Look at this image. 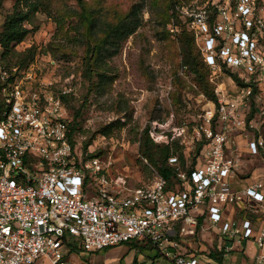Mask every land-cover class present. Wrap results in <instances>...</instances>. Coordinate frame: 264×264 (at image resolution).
<instances>
[{
  "label": "built area",
  "instance_id": "2783aa9c",
  "mask_svg": "<svg viewBox=\"0 0 264 264\" xmlns=\"http://www.w3.org/2000/svg\"><path fill=\"white\" fill-rule=\"evenodd\" d=\"M173 10L210 70H236L247 85L237 101L218 92L220 106L205 117L206 144L195 168L188 173L177 157L169 159L178 166L173 185L158 175L129 189L100 160L79 154L49 85L0 62L7 84L0 120V264H84L73 260L77 251L122 245L135 254L132 264H145L141 256L154 264H218L187 243L199 228L217 231L216 248L224 255L254 243L253 264H264V172L240 180L229 154L231 139L246 127L241 105L254 86H264V0H174ZM248 150L264 153V140L249 142Z\"/></svg>",
  "mask_w": 264,
  "mask_h": 264
},
{
  "label": "rangeland",
  "instance_id": "374dc122",
  "mask_svg": "<svg viewBox=\"0 0 264 264\" xmlns=\"http://www.w3.org/2000/svg\"><path fill=\"white\" fill-rule=\"evenodd\" d=\"M173 5V0H0V58L5 66L16 75L34 73L49 85L61 100L64 117L74 125L76 151L100 160L114 177L125 179L129 189L150 184L159 175L141 153L146 132L154 143L172 145L177 150L173 157L184 155L187 167L195 165L214 97L219 101V92L237 101L246 88L237 81L236 70L207 71L194 39L193 52L200 55L198 67L206 82L191 72L192 66L184 64L182 35L188 31ZM135 7L141 10L140 27L119 44L117 54L99 62L94 54L102 36L89 35L88 18L117 25ZM15 10L30 11L31 19L24 24L30 34L4 56L1 37ZM253 89L241 105L245 130L233 136L229 150L240 180L264 172V153L251 155L248 150L249 142L264 140V86ZM216 233L203 232L201 238L209 243V235ZM75 256L84 264L136 260L127 245ZM139 260L154 264L144 256ZM225 260L230 262L231 255Z\"/></svg>",
  "mask_w": 264,
  "mask_h": 264
},
{
  "label": "trees",
  "instance_id": "16d2710c",
  "mask_svg": "<svg viewBox=\"0 0 264 264\" xmlns=\"http://www.w3.org/2000/svg\"><path fill=\"white\" fill-rule=\"evenodd\" d=\"M140 11L141 10L138 7H135L132 10V12L129 14V16H127L117 25L101 22L98 19H94V18H88L87 31L89 32V35L102 36L101 44L95 47L96 51L94 54V56L97 57L99 62L105 63V58H110L113 55L117 54L119 44L127 40L131 35L135 33L136 29L140 27L141 25ZM30 19H31L30 11L25 12L23 10H15L14 13L7 18L5 31L1 37L2 47L5 49L4 56L8 55L9 52L12 50V45H18L24 42L26 37L30 34V31L24 26V24ZM182 36H184L183 38L184 64L191 65L192 66L191 72L196 76H201L202 80L206 82V75L198 67L199 63L197 62V58L201 55L198 46L197 49L200 55L198 52L196 54L193 52L194 37L189 31L188 33H183ZM0 62L4 64L3 57L0 58ZM202 65L207 71L209 70V67L205 63L202 62ZM237 81L244 87L247 86L244 85V82L241 80L240 77H237ZM6 85L7 84L1 81L0 79V95H1L0 120L5 107L4 89ZM255 90L256 89H253V93L255 92ZM213 100L215 106L214 108L217 109L220 106L219 101L215 97ZM70 126H71L70 138L72 143L74 144L73 136L75 129H74V125L70 124ZM143 141L144 143L143 145H141L142 155L149 161V163L152 166H154L158 170V174L168 181L169 185H173L176 183V175H177L176 169L178 168V166L181 168V170L187 171L189 173L195 168V166L198 163L197 160V163L195 165L187 167L184 155H180V157L178 158L179 165L178 166L171 165L169 163V159L175 156V153L177 152V150H174L172 145H158L154 143L150 138L148 132H146L143 135ZM205 144H206V140L205 142L203 141L202 143L199 144L198 154H201V149L204 147ZM202 222L203 220L201 221V223ZM78 252L79 251H77L75 254H77ZM204 253H206L211 259L218 261L220 264L224 263L223 253L218 251L216 247L211 248L209 252L206 250L204 251Z\"/></svg>",
  "mask_w": 264,
  "mask_h": 264
},
{
  "label": "crops",
  "instance_id": "0c3cea01",
  "mask_svg": "<svg viewBox=\"0 0 264 264\" xmlns=\"http://www.w3.org/2000/svg\"><path fill=\"white\" fill-rule=\"evenodd\" d=\"M86 196H87V198H93V195H86ZM205 225H207V224H205ZM203 232H210V231L206 230V228L205 229L199 228L197 231V234L194 237L191 236V237L186 238V241L194 249L195 248L199 249V250L201 249V251L207 250L209 252V249H207V248L204 249V246L215 248L217 245V242H218V236H216V234L215 235L210 234L209 236H210L211 240L208 243L206 241V239L201 238ZM220 252L223 253V259H224L223 264H253V261L255 259L256 254H257V247L254 243H247V244L244 243L243 245L236 247V249L229 254L224 255L225 254L224 251H220ZM229 255H231V261L227 262L225 259H227ZM75 257L73 258L74 261L76 259ZM75 262H77V261H75ZM216 262L218 264H220L218 261H216Z\"/></svg>",
  "mask_w": 264,
  "mask_h": 264
}]
</instances>
